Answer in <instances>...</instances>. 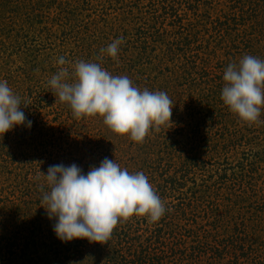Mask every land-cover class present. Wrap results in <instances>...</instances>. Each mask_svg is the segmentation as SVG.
Instances as JSON below:
<instances>
[{"label":"rangeland","instance_id":"rangeland-1","mask_svg":"<svg viewBox=\"0 0 264 264\" xmlns=\"http://www.w3.org/2000/svg\"><path fill=\"white\" fill-rule=\"evenodd\" d=\"M245 55L264 61V0H0V80L32 121L0 134V264H264V123L221 99L226 67ZM79 60L166 92L171 124L136 142L99 115L74 118L48 80ZM105 157L143 172L164 214H133L103 244L62 242L37 176Z\"/></svg>","mask_w":264,"mask_h":264},{"label":"clouds","instance_id":"clouds-1","mask_svg":"<svg viewBox=\"0 0 264 264\" xmlns=\"http://www.w3.org/2000/svg\"><path fill=\"white\" fill-rule=\"evenodd\" d=\"M122 43L121 37L101 48L97 60L104 54L115 58ZM58 64L68 62L61 57ZM223 81V103L244 122L264 123L259 120L264 105V61L245 55L226 67ZM48 84L59 101L68 104L74 118L99 115L113 133L127 134L136 142H142L150 128L171 124L173 102L166 92L141 90L127 76H114L98 62L79 60L60 67ZM22 106L27 104L22 105L7 81L0 80V134L14 126L31 127ZM41 177L47 187L40 186L42 207L55 220L52 230L62 242L87 239L103 244L119 221L135 214L155 222L165 212V204L143 172L130 173L107 157L87 173L75 163H61L50 165L46 174L40 171L36 179Z\"/></svg>","mask_w":264,"mask_h":264}]
</instances>
